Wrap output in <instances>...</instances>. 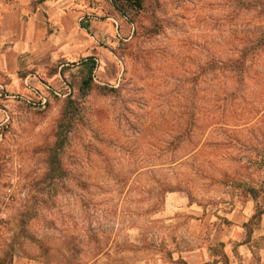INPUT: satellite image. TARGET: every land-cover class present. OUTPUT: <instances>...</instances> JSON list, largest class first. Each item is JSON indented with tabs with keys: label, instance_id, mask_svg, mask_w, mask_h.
<instances>
[{
	"label": "rangeland",
	"instance_id": "374dc122",
	"mask_svg": "<svg viewBox=\"0 0 264 264\" xmlns=\"http://www.w3.org/2000/svg\"><path fill=\"white\" fill-rule=\"evenodd\" d=\"M61 1L98 35L3 94L0 264H264V0Z\"/></svg>",
	"mask_w": 264,
	"mask_h": 264
},
{
	"label": "crops",
	"instance_id": "0c3cea01",
	"mask_svg": "<svg viewBox=\"0 0 264 264\" xmlns=\"http://www.w3.org/2000/svg\"><path fill=\"white\" fill-rule=\"evenodd\" d=\"M96 4V14L107 13L105 21L113 27L119 15L111 0H98ZM67 6L61 0L55 3L17 0L0 6L1 103L6 101L4 92L23 91L27 77L42 76L46 67L58 59L75 58L83 52L88 56L90 42L98 35L93 27L100 25L91 20L88 29L80 27L78 20L82 19V11L70 10ZM90 28L95 34L89 32ZM5 111L0 106V118ZM253 214L255 211L250 205L242 213V220L247 221ZM233 217L236 220L237 214ZM261 219L264 225V213Z\"/></svg>",
	"mask_w": 264,
	"mask_h": 264
},
{
	"label": "trees",
	"instance_id": "16d2710c",
	"mask_svg": "<svg viewBox=\"0 0 264 264\" xmlns=\"http://www.w3.org/2000/svg\"><path fill=\"white\" fill-rule=\"evenodd\" d=\"M125 1L128 5H131V7L135 8L136 10H139L142 6V3H143V0H124V2ZM111 2L119 14L127 17V14H126L124 7L120 6L117 0H111ZM81 26L83 28L88 29V23L81 22ZM82 63H85L87 65V67L90 69V71H92L93 68L95 67V61H94V59H92V57H88V58L84 59L83 61H81V64ZM89 79L90 80L92 79L91 75L89 76ZM84 82L86 83V85L89 86L87 81H84ZM68 101H69L68 103H70V100H68ZM68 107L69 106H66V108H64V113H63L62 118H61L60 123H59L58 135L59 134L61 135L63 133V130L65 128H68L69 125L71 124L70 117H68L70 114V110ZM49 161H50V164L52 165L51 166L52 170H57L59 168L58 167L59 160L56 159L55 156L52 155ZM56 163H58V164H56ZM260 212L264 213V210L260 211ZM224 257L226 259H228V257L226 255H224Z\"/></svg>",
	"mask_w": 264,
	"mask_h": 264
},
{
	"label": "built area",
	"instance_id": "2783aa9c",
	"mask_svg": "<svg viewBox=\"0 0 264 264\" xmlns=\"http://www.w3.org/2000/svg\"><path fill=\"white\" fill-rule=\"evenodd\" d=\"M46 100V98H44V101Z\"/></svg>",
	"mask_w": 264,
	"mask_h": 264
}]
</instances>
